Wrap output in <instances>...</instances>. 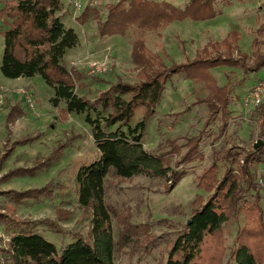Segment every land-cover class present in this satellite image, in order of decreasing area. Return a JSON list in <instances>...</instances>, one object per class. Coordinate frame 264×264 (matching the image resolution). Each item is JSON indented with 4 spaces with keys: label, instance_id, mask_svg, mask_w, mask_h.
<instances>
[{
    "label": "rangeland",
    "instance_id": "rangeland-1",
    "mask_svg": "<svg viewBox=\"0 0 264 264\" xmlns=\"http://www.w3.org/2000/svg\"><path fill=\"white\" fill-rule=\"evenodd\" d=\"M4 1L0 0V7ZM117 1L60 0L61 20L77 34V44L66 51L64 60L66 65L106 81L121 79L133 82L142 72L131 58L135 33L128 31L124 36L103 38L97 34L98 23L104 18L107 7ZM156 1L182 7L189 0ZM216 7L219 13L211 19L172 21L142 35L147 51L158 58L162 63L160 67L165 70L172 63L192 60L204 47L206 53L213 56L210 44L223 39L230 31L239 34L237 46L241 55L233 51L237 60L235 66L219 65L209 70L216 84L225 86L228 91L224 112L219 105L210 107L209 89L202 82L175 73L165 83L161 99L146 122L142 142L147 150L168 152L170 165L185 171L171 190H166L163 179L144 174L131 178L107 175L106 203L118 215H128L132 223L148 226L146 233L140 230L125 239L122 238L121 223L117 217H112L114 264L164 263L176 236L190 216L191 201L197 194L207 195L197 187L202 171L215 160L221 163L224 150L238 154V165L243 151L260 140L262 142L259 130L264 96L259 103H254L251 93L254 86L264 80V67L255 72L249 66L254 63L256 52H264V0H216ZM2 28L0 22V59ZM253 40L257 42L256 47L252 45ZM89 75L85 78L86 86L76 88L75 92L93 100L109 85L96 82ZM52 96L53 89L40 75L22 77L16 82L0 72V155L10 151L0 165V218L4 216L0 219V238L4 242L8 241L13 229L10 224L16 222L32 223L28 228L57 248L68 245L76 237L89 238L90 215L77 207L75 175L82 164L97 158L98 150L85 114L70 113L65 120L59 119L57 108L49 101ZM17 108L22 111L20 115H17ZM142 115V109H138L131 125L141 120ZM96 116V113H91L92 118ZM27 134L38 137L31 142L19 141ZM194 142H199L203 159L182 164L181 157ZM58 146H61L59 158L53 159L51 153ZM36 160L43 165L34 175L4 176L10 170L30 167ZM255 168L257 180L264 170V160ZM47 183L51 185L46 196L39 195L24 201H19L15 195L12 197L13 192L39 188ZM260 193V204L264 210V194ZM62 211L65 219L58 218ZM39 220L54 221L66 233H56L45 224H33ZM242 225L241 213L223 224L219 244L224 250L223 262L227 261L233 239Z\"/></svg>",
    "mask_w": 264,
    "mask_h": 264
},
{
    "label": "trees",
    "instance_id": "trees-1",
    "mask_svg": "<svg viewBox=\"0 0 264 264\" xmlns=\"http://www.w3.org/2000/svg\"><path fill=\"white\" fill-rule=\"evenodd\" d=\"M60 7V0L3 2L0 7L3 27L0 72L9 79L40 75L53 89L49 101L57 108L61 120H65L70 113L85 114L98 156L78 168L75 181L77 207L90 215L89 238L76 237L68 245L57 248L31 231L28 227L32 223H12L8 241L4 242L0 238V264H114L112 217H117L121 223L122 238L125 239L140 230L146 233L148 226L132 223L128 215H118L106 203L107 175L131 178L144 174L163 179L166 190H171L185 175V171L170 165L168 152L147 150L142 142L146 122L161 99L165 83L175 73L202 82L209 89L210 107L219 105L224 112L228 104V91L225 86L216 84L209 70L219 65L235 66L237 60L233 57V51L241 55L237 46L239 34L230 31L223 39L210 44L213 56L206 53L204 47L192 60L172 63L165 70L160 67L162 63L158 58L147 51L142 35L172 21L211 19L219 13L216 0H189L182 7L166 1L118 0L107 7L104 18L98 23L97 34L103 38L110 35L124 36L128 31H133L135 38L132 41L131 58L142 72L133 82L121 79L106 81L66 65L65 53L77 44V34L62 22ZM252 45L256 47V40H253ZM254 57V63L249 68L256 72L264 67V52H256ZM87 75L96 82L109 85L93 100L75 92L76 88L86 86ZM138 109H142L143 117L132 126ZM16 110L17 115L22 113L19 108ZM92 112L97 114L95 118L91 117ZM260 119L259 137L262 142L259 147L253 145L246 152L243 151V158L238 165V154L224 150L221 152V163L213 161L198 176L197 187L207 195L197 194L191 201L190 216L162 264H229L228 261L231 264H264V210L260 204V191L264 194V187L256 180L255 168L257 163L264 160V106L260 109ZM37 137L27 134L19 141L31 142ZM60 149L61 146L54 149L51 158L58 159ZM9 152L0 155V165ZM203 157L199 142H194L190 143L180 161L188 164ZM41 165L42 162L36 160L32 166L10 170L4 176L34 175ZM50 185L47 183L39 188L16 191L12 197L15 195L19 201H24L39 195L46 196L50 193ZM62 213H59V219L66 218ZM239 213L242 214L243 225L233 239L227 261L223 262L221 256L224 250L220 246L222 226L231 218H237ZM34 223L45 224L56 233H66L54 221L39 220ZM153 238L160 241L157 237Z\"/></svg>",
    "mask_w": 264,
    "mask_h": 264
},
{
    "label": "built area",
    "instance_id": "built-area-1",
    "mask_svg": "<svg viewBox=\"0 0 264 264\" xmlns=\"http://www.w3.org/2000/svg\"><path fill=\"white\" fill-rule=\"evenodd\" d=\"M263 96H264V80L260 81L257 85L254 86L253 91L251 93V100L254 103H259L262 100ZM1 103L2 100L0 98V104ZM257 182L260 186L264 187V170L260 173V175H258Z\"/></svg>",
    "mask_w": 264,
    "mask_h": 264
},
{
    "label": "water",
    "instance_id": "water-1",
    "mask_svg": "<svg viewBox=\"0 0 264 264\" xmlns=\"http://www.w3.org/2000/svg\"><path fill=\"white\" fill-rule=\"evenodd\" d=\"M260 144H261V140H260V141H258V142H256V143L254 144V147H255V148H257V147H259V146H260Z\"/></svg>",
    "mask_w": 264,
    "mask_h": 264
},
{
    "label": "crops",
    "instance_id": "crops-1",
    "mask_svg": "<svg viewBox=\"0 0 264 264\" xmlns=\"http://www.w3.org/2000/svg\"><path fill=\"white\" fill-rule=\"evenodd\" d=\"M3 46V45H2ZM2 55V54H1ZM1 61V59H0ZM20 79H22V77L16 78L15 81L18 82Z\"/></svg>",
    "mask_w": 264,
    "mask_h": 264
}]
</instances>
